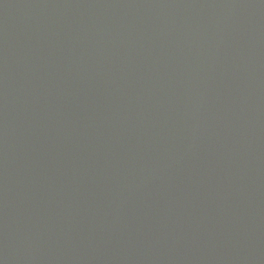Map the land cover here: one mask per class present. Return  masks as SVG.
Returning <instances> with one entry per match:
<instances>
[{
    "label": "water",
    "instance_id": "95a60500",
    "mask_svg": "<svg viewBox=\"0 0 264 264\" xmlns=\"http://www.w3.org/2000/svg\"><path fill=\"white\" fill-rule=\"evenodd\" d=\"M0 264H264V0H0Z\"/></svg>",
    "mask_w": 264,
    "mask_h": 264
}]
</instances>
